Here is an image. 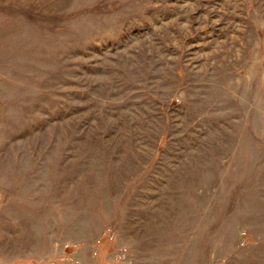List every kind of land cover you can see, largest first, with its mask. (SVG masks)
<instances>
[{
    "label": "rangeland",
    "instance_id": "1",
    "mask_svg": "<svg viewBox=\"0 0 264 264\" xmlns=\"http://www.w3.org/2000/svg\"><path fill=\"white\" fill-rule=\"evenodd\" d=\"M0 264H264V0H0Z\"/></svg>",
    "mask_w": 264,
    "mask_h": 264
}]
</instances>
